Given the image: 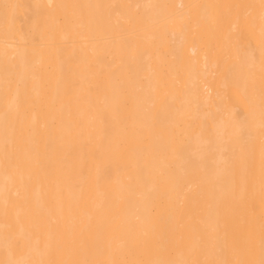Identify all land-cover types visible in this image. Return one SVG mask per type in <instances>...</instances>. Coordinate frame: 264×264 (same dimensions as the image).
Here are the masks:
<instances>
[{
  "label": "bare ground",
  "instance_id": "1",
  "mask_svg": "<svg viewBox=\"0 0 264 264\" xmlns=\"http://www.w3.org/2000/svg\"><path fill=\"white\" fill-rule=\"evenodd\" d=\"M206 1L0 0V264H261L264 2Z\"/></svg>",
  "mask_w": 264,
  "mask_h": 264
},
{
  "label": "rangeland",
  "instance_id": "2",
  "mask_svg": "<svg viewBox=\"0 0 264 264\" xmlns=\"http://www.w3.org/2000/svg\"><path fill=\"white\" fill-rule=\"evenodd\" d=\"M199 1H200V2H199L200 4L198 3L197 5L200 6L201 3L203 2V0H202V1L199 0ZM205 1H206V0H205ZM211 1H213V0H211ZM211 1L209 2V4L212 3ZM215 1H216V0H215ZM218 1H220V0H218ZM218 1H217V3H218ZM223 1L225 2V0H223ZM226 1H227V3H228V0H226ZM229 1H230V0H229ZM235 1H236V0H233V3H234ZM253 1H255V3H257L256 0H253ZM259 1H260V0H259ZM259 1H258V2H259ZM261 1L264 2V0H261ZM261 1H260V2H261ZM206 2H207V1H206ZM236 2H237V3H236ZM236 2H235V6H236V7H235V6H234V7H235V9L237 8V9L239 10L238 7H241L240 5H241L242 3L240 4L241 1H239V3H238V1H236ZM247 2H248V4L246 3V0H245V2H244V3H246L247 6H248V5H252V1H251V0H250V4H249V0H247ZM262 2H261V3H262ZM219 3H220V2H219ZM219 3H218V4H219ZM221 3H223L222 0H221ZM225 3H226V2H225ZM225 3H223L224 6H225ZM253 3H254V2H253ZM261 3H260V4H261ZM203 4H206V3H203ZM203 4H202V5H203ZM228 4H230V6H232V5H231V2L228 3ZM228 4H226V6H227ZM239 4H240V5H239ZM262 4H263V3H262ZM213 5H214V4H213ZM216 5H217V4H215V6H216ZM244 5H245V4H243L242 6H244ZM253 5H254V4H253ZM199 6H198V7H199ZM220 6H221V5H220ZM220 6H216L217 8L215 7L217 10H219V11H218L219 13H220V11L222 10V9H219ZM228 6H229V5H228ZM228 6H227V7H228ZM230 6H229V7H230ZM254 6H255V5H254ZM260 6H261V5H260ZM213 7H214V6H213ZM222 7H223V5H222ZM222 7H221V8H222ZM234 7L232 6L231 8H227V9L229 10V11L227 10L228 13H231L230 10H231L232 8L234 9ZM256 7H257V5L255 6V8H256ZM261 7H264V4H263ZM210 8H211V6H210ZM242 8H243V7H242ZM242 8H241V9H242ZM244 8H245V7H244ZM244 8H243V9H244ZM246 8H247V7H246ZM246 8H245V9H246ZM249 8H250V7H249ZM252 8H253V9H252V10L250 9V10H251L250 12H252V11L255 9L253 6H252ZM258 8H259V7H258ZM211 9H212V8H211ZM211 9H210V11H214V10H216V9H214V8H213V10H211ZM223 9H224V8H223ZM233 9H232V11L235 10V9H234V10H233ZM243 9H242V10H243ZM245 9H244V10H245ZM256 9H257V8H256ZM259 9H261V11H264V9L262 10V8H259ZM217 10L214 11V12L216 13ZM224 11H226V10H223V12H224ZM239 11H241V10H239ZM257 11H258V10H257ZM261 11H260L259 14H261ZM218 12H217V13H218ZM241 12H242V11H241ZM246 12L248 13L247 10H246ZM250 12H249V13H250ZM255 12H256V11H255ZM215 13H214V14H215ZM219 13H218V14H219ZM226 13H227V12H226ZM232 13H233V12H232ZM232 13H231V14H232ZM244 13H245V12H244ZM256 13H258V12H256ZM256 13H255V14H256ZM262 13H264V12H262ZM221 14L224 15V13L221 12L220 15H219V19H220V21L218 20V18H217V19H215V18L212 19L211 24H210V27H209V29L207 30V32H208L209 34H208V33L206 32V30H205V32L209 35L208 37H210V35H211V37H212V34H213L214 32H213V33L211 32V30H212L211 27L214 26V31H215V27H216V26H215V23H217V22L219 23V24L217 23V24L219 25V26H217V27H220V28H216V31H218V32L223 31V32L226 33V29L228 28V27H227L228 25H226V24H228L229 21L226 22V19L224 18V19H225V23H223V20H224V19L222 20V17H223V16L220 18ZM231 14H230V17L232 16ZM259 14H258V15H259ZM215 15H216V14H215ZM226 15H227V14H225V16H226ZM245 15H246V13H245ZM245 15H244V16H245ZM262 15H264V14H262ZM262 15H260V16L262 17ZM217 16H218V15H216V17H217ZM251 16H252V14H251ZM195 17H197V16L195 15ZM214 17H215V16H214ZM245 17H248V16L246 15ZM231 18H232V17H231ZM234 18H235V17H234ZM234 18H232V19L234 20ZM247 19H248V18H247ZM194 20H195V19H194ZM217 20H218V21H217ZM228 20H229V18H228ZM262 20H263V18H262ZM196 21H197V20H196ZM234 22H235V21H233V23H234ZM193 23H197V22L192 21V24H193ZM220 24H222V25H220ZM193 25H194V24H193ZM190 26H191V24H190ZM194 26H195V25H194ZM194 26H193V27H194ZM197 26H198V24L196 25V27H197ZM222 26H223V29H224V30L222 29ZM225 26H226L227 28H226ZM230 27H231V25H230ZM230 27H229V28H230ZM194 28H195V27H194ZM198 28H199V26H198ZM212 28H213V27H212ZM191 29H192V28H191ZM199 29H200V32H201L202 29H201V28H199ZM217 29H219V30H217ZM220 29H222V30H220ZM209 30H210V32H209ZM186 31H189V29H187ZM227 31H228V30H227ZM192 32H196V30L194 29V31H193V29H192ZM192 32L189 31V32H187V34L184 33V32H182V35H183V34H186V36H187V35H189L190 33L192 34ZM200 32H199V33H200ZM205 32L202 30L203 35L199 34V35H201V36H200V39H198V38H199V37H198V38H196V39H197V42H196V41H193L194 43L196 42V43H197V46H199V47H200V42H201V41L199 42L198 40H203V42H204V40H206V42H207V39H201V37H203V36L206 35ZM188 33H189V34H188ZM197 33H198V32H197ZM228 33H229V31H228ZM228 33H226V34H228ZM232 33H234V31L231 32V29H230V34H232ZM248 33H249V32H248ZM215 34H216V36L218 35V36H217V41L219 40V41L221 42V47H222V43H223V44H225L226 42L228 43L229 40H231L230 42H232V41H237V42H238V36L235 35V33L231 35V36L235 35V38H233L234 36H233L232 38H231V37L229 38L228 36H226V37L224 36L225 38H222V37H220V36H221L220 34H223V33H220V34L218 33V34H217V32H215ZM215 34H213V35H215ZM230 34H229V35H230ZM253 34L256 36V33H253ZM253 34H252V35H253ZM172 35L174 36L173 33H172ZM195 35H196V34H195ZM195 35L190 36V38H191V37L194 38ZM247 35H249V36H247V37H249L250 39H253V38L255 39L254 35H253V37L251 36V32H250V34H247ZM173 36H172V37H173ZM179 36L181 37V34H179ZM222 36H223V35H222ZM180 37H179V38H180ZM183 37H184V35H183ZM188 37H189V36H188ZM188 37H186V38L190 41V39H189ZM206 37H207V35L205 36V38H206ZM208 37H207V38H208ZM218 37H220V38H218ZM227 37H228V38H227ZM247 37H246V38H247ZM193 38H191V40H192ZM203 38H204V37H203ZM214 38L216 39V37H214ZM214 38H213V39L211 38L212 40L209 38L210 41H211L212 43H214V42L216 41ZM249 38H248V39H249ZM174 39H176V36H175V38H172V44H173V40H174ZM180 39H184V38H180ZM196 39H193V40H196ZM250 39H249V41L252 43L253 41H251ZM254 39H253V40H254ZM178 40H179V39H178V37H177V41H176V42H179ZM184 40H185V39H184ZM188 40H187V41H188ZM214 40H215V41H214ZM185 41H186V40H185ZM213 41H214V42H213ZM219 41H218V42H219ZM247 41H248V40H247ZM256 41H259V40H257V37H256ZM208 42H209V41H208ZM208 42H207V43H208ZM218 42H217V44H216V42H215V43H214V46L212 45L213 48L216 47V45H217L216 48H217V49L219 48V46H220V42H219V44H218ZM230 42H229V43H230ZM259 42H261V41H259ZM186 43H187V42H186ZM188 43H189V44H187V45L189 46L190 43H192V42L190 41V42H188ZM207 43H206V44H207ZM212 43L209 42L208 44L211 45ZM227 43H226L225 45H228V47H229V44H227ZM253 43H254V42H253ZM257 43H258V42H257ZM198 44H199V45H198ZM202 44H203V43H202ZM204 44H205V42H204ZM204 44H203L202 46H205V45H206V44H205V45H204ZM215 44H216V45H215ZM258 44H259V43H258ZM262 44H263V43H262ZM262 44H261V45H262ZM174 45H175V44H174ZM218 45H219V46H218ZM233 45H234V42L232 43V46H233ZM254 45H255V43H254ZM256 45H257V44H256ZM171 46H172V45H171ZM202 46H201V47H202ZM206 46H207V45H206ZM234 46H235V45H234ZM257 46H258V45H257ZM199 47H196V48L199 49ZM201 47H200V50H201L202 48H203V49H206V48H207V47H205V48H204V47L201 48ZM210 47H211V46H210ZM221 47H220V48H221ZM235 47H237V46H235ZM260 47H261V46H260ZM224 48H225V47H224ZM172 49H173V47H172ZM172 49H171V50H172ZM222 49H223V48H222ZM227 49H228V48H227ZM231 49H233L232 51H234L236 48L233 47V48H231ZM208 50H209V46H208ZM208 50H207V52H208ZM211 50H213V49L211 48ZM211 50H209V51H211ZM214 50H215V48H214ZM214 50H213L212 53H213V56L215 57L214 59L216 60V58H217L218 55H217V56L214 55V54H215V53H214ZM236 50H238V47H237ZM198 51H199V50H198ZM198 51H197V53H198ZM217 51H218V50H217ZM217 51H216V52H217ZM219 51H221V50H219ZM219 51H218V52H219ZM227 51H228V50H227ZM200 52H201L202 54H201ZM203 52H204V51H203ZM203 52H202V50L199 51V53L202 55V59H203V57H207V56H203L204 54H208V53H206V52H205V53H203ZM218 52H217V53H218ZM223 52H224V51H223ZM230 52H231V51H230ZM236 52H237V51H236ZM236 52H235V53H236ZM171 53H172V52H171ZM188 53H190V52H188ZM197 53H196V54H197ZM212 53L209 54L210 56L208 55L209 57L206 58V60H205V58H204V60H205V64H206L208 61H210V60H209L210 58L213 59V56L211 55ZM235 53L233 52V55H234V56H233V57H234L233 60H234V59L236 60ZM192 54H193V53H192ZM220 54L222 55V51H221ZM223 54L225 55V53H223ZM227 54H229V53H227ZM231 54H232V53H230V55H231ZM171 55H172V54H171ZM171 55H170V56H171ZM175 55H176V54H175ZM197 55H198V54H197ZM221 55H219V56H221ZM230 55H229V56H230ZM219 56H218V58H219ZM222 56H223V55H222ZM227 56H228V55H227ZM227 56L225 55V57H227ZM171 57H173L174 59L172 58L173 61L170 59L169 62H171V61L174 62V60H175V58H176V56H174V52H173V56H171ZM177 57H180V56H177ZM197 57H198V56H197ZM199 57H200V55H199ZM230 57H232V56H230ZM223 58H224V56H223ZM227 58H228V57H227ZM178 59H179V58H178ZM180 59L183 60L182 58H180ZM212 59H211V60H212ZM225 59H226V58H225ZM225 59H222V57H221L220 60L217 59V60H216V64H218V63H217L218 61H219L220 64H221V61H222V60H223V62L226 61ZM230 59H231V58H230ZM199 60L201 61L200 58H199ZM204 60H203V61H204ZM228 60H229V58H228ZM228 60H227V61H228ZM175 61H176V63L179 62V60H178V61L175 60ZM183 61H184V60H183ZM203 61H202V62H203ZM206 61H207V62H206ZM227 61H226V62H227ZM230 61L232 62V59H231ZM169 62H168L167 65H168L169 68H170V66H171L173 63H170V65H169ZM223 62H222V64H223ZM233 62H234V61H233ZM233 62H232V63H233ZM176 63H175V65H176ZM182 63H183V62H182ZM186 63H187V60H186ZM186 63H185V64H186ZM235 63L237 64V62H235ZM178 64H181V63L179 62V63H177V65H178ZM201 64H202V63H201ZM222 64H221L222 67L226 66V65H222ZM229 64H230V63H227V65H229ZM233 64H234V63H233ZM236 64H235V65H236ZM164 65H165V64H164ZM175 65H174V66H175ZM177 65H176L175 67H178V71H179V68L184 67V68H182V70H184V71L186 72V71L188 70L187 68L189 67V66L185 67V65H183V64H182V67H181V66H177ZM203 65H204V63H203ZM172 66H173V65H172ZM174 66H173V67H174ZM219 66H220V65H219ZM219 66L217 65L216 67H219ZM229 66H230V65H229ZM231 66H232V65H231ZM163 67H164V66H163ZM222 67H221V68H220V67L217 68V69H219V70H217L216 72L220 71V69H221L222 71L219 72V73H223V72H224L223 69H225V68H222ZM226 67H227V66H226ZM236 67H237V66H236ZM185 68H186V69H185ZM230 68H231V67H229V69H230ZM172 69H173V68H172ZM172 69H169V71L171 72ZM189 69H190V68H189ZM226 69H227V68H226ZM229 69H227V71H228ZM176 70H177V68H175V70H173V71L175 72ZM182 70L180 69L179 73L176 72L175 74L178 73L179 75H177V76H180L181 72L185 73V72L182 71ZM173 71H172V72H173ZM225 71H226V70H225ZM233 71H234V68H233L232 72H233ZM238 71H239L238 73H240V70H239V69H238ZM174 72H173V73H174ZM216 72H215V73H216ZM230 72H231V71H230ZM173 73H170V75L173 74ZM186 73H187V72H186ZM224 73H226V72H224ZM234 73H235V71H234ZM175 74H174V75H175ZM187 74H189V77H190L191 72H190V73L188 72ZM187 74H186V75H187ZM228 74H229V73H228ZM228 74H227V75H228ZM230 74H232V73H230ZM235 74H236V73H235ZM174 75H173L172 77H170V78H172V79L174 78V79H175L174 81H176V79H177L178 77L175 75V76L177 77V78H175ZM214 75H215V74H214ZM216 75H217V76H216ZM216 75H215V76L217 77L218 80H219V79H220V80H221V79H224V78H220V75H219V74H216ZM218 75H219V78H218ZM223 75L225 76V74H223ZM227 75H226V76H227ZM239 75H241V74H239ZM239 75H238V77H239ZM242 75H243V74H242ZM242 75H241V77H242ZM249 75H250V74H249ZM182 76H183V75L181 74V79L178 78V80H179V85H178V86H177V84H176V83L178 82V80H177V82L174 83V84H176V87H177L179 90L176 89L175 86H173V85L171 84V89H172V88H174V90L176 89V90H175L176 92H172V93H173L172 96L175 95L174 93H176V95H177V94L180 95L179 93H177L178 91H181V90H182L181 88L183 87V86H182V87L180 86V83H181V81H182L183 79L186 81V79L183 78ZM187 76H188V75H187ZM228 76H229V75H228ZM232 76L235 77L236 75H233V74H232L231 77H228V78H225V79H229V78L234 79ZM244 76H245V79L248 78L247 75L244 74ZM244 76H243V77H244ZM184 77H186V76H184ZM189 77H186V78H189ZM222 77H223V76H222ZM253 77H254V76H253ZM260 77H261V76H260ZM235 78H236V80H237V76H236ZM249 78H250V76H249ZM263 78H264V77H263ZM172 79H171V81H172ZM214 79H215V78H214ZM214 79L211 80V81H212L211 84H208V83H210V82L207 83V81H205V82H206V85H208V86L210 85L209 88H211V87H212V88H214V87L216 88V86L219 84V83L217 84L218 81H217V80L214 81ZM232 79H230V80H232ZM240 79H241V78H240ZM240 79H239V80H240ZM245 79H243V80H245ZM250 79H251V78H250ZM255 79H256V82H258L257 79H259V77H258V78L255 77ZM255 79H254V80H255ZM260 79H261V78H260ZM180 80H181V81H180ZM187 80H188V79H187ZM220 80H219V82H221ZM239 80H238V81H239ZM174 81H173V82H174ZM185 81L182 83L183 85H184ZM246 81H247V80H246ZM246 81H244V82L247 83L248 81H247V82H246ZM259 81H260V80H259ZM173 82H172V83H173ZM214 82H215L216 84H213ZM229 82H230V84H232L233 88L235 89V91H234L233 89H231V91H233V95H235L233 99L236 101V99L239 100L240 98H242L243 95H244V94H242V93H243V90H242V93H241V91L238 90V88H240V86H241L242 84H240V86H239V84H237V83H238L237 81H236L234 84L231 83V81H229ZM232 82H233V81H232ZM242 82H243V81H242ZM242 82H241V83H242ZM199 83H200V82H199ZM199 83H198V84H199ZM201 83H202V82H201ZM201 83H200V84H201ZM182 84H181V85H182ZM185 84H186V83H185ZM202 84H204V83H202ZM212 84L214 85V87L212 86ZM254 84H256V83H254ZM215 85H216V86H215ZM235 85H236V86H235ZM256 85H257L258 88H259L260 85H262V84H259V85L256 84ZM256 85H255V86H256ZM184 86H185V85H184ZM230 86H231V85H230ZM232 86H231V88H232ZM237 86H239V87L237 88ZM263 86H264V85H263ZM263 86H261V87H263ZM201 88H202V87H201ZM215 88H214V89H215ZM180 89H181V90H180ZM183 89H184V88H183ZM214 89H213V90H214ZM256 89H257V88H256ZM256 89H254V90H256ZM259 89H260V88H259ZM259 89H258V90H259ZM263 89H264V88H262V90H263ZM172 90H173V89H172ZM174 90H173V91H174ZM177 90H178V91H177ZM201 90H203V89H201ZM205 90H206V86H205ZM205 90H204V91H205ZM229 90H230V89H229ZM236 90H237L240 94L237 93ZM258 90L255 91V94L258 93L257 95H260L262 91H261V92H260V91L257 92ZM182 91H183V90H182ZM206 91H207V90H206ZM231 91H230V92H231ZM213 92H215V90H214ZM180 93H181V95L183 94L182 92H180ZM228 93H229V92H227V94H228ZM236 93H237L239 96H237ZM248 93H250V92H248ZM252 93H253V92H252ZM259 93H260V94H259ZM227 94H226V97H227ZM241 94H242V96H240ZM246 94H247V93H246ZM246 94H245V96H246ZM250 94H251V93H250ZM250 94H247V95H248V96H251ZM255 94L253 93V95H255ZM262 94H263V93H262ZM178 95H177V96H178ZM181 95H180L178 98H177V96H175L174 99H173V101H176V103L178 102V104H179V101H180ZM230 95H231V98H232V94H231V93H230ZM218 96H220V94H219ZM228 96H229V94H228ZM245 96H244L243 98H245ZM260 96H261V95H260ZM221 97H223V96H220V98H219L220 100L222 99ZM224 97H225V95H224ZM235 97H237V98H235ZM239 97H240V98H239ZM246 97H247V96H246ZM253 97H254V96H252V98H253ZM255 97H256V96H255ZM263 97H264V96H263ZM229 98H230V97H229ZM238 98H239V99H238ZM252 98H251V101L254 99V98H253V99H252ZM257 98H258V97H257ZM257 98H256V99H257ZM223 99H224V98H223ZM225 99H226V98H225ZM233 99H232V100H233ZM247 99H248V98H247ZM258 99H259V98H258ZM258 99H257V101H256V100H255V101L258 102ZM229 100H230V99H229ZM232 100H231V101H232ZM260 100H261V99H260ZM262 100H264V99H262ZM222 101H223V100H222ZM231 101H230V102H231ZM243 101H244V102H243ZM243 101H240V100H239V102H241V103H239V102H237V103L234 102V103L237 104L236 107H240V106H244V105L246 106V105H247V101H249V100L246 101V98H245V99H243ZM255 101H253L252 104H253ZM225 102H226V101H225ZM225 102H224V104H225ZM232 102H233V101H232ZM232 102H231V104H232ZM249 102H250V101H249ZM262 102H263V101H261V103H262ZM218 103H219V101H218ZM243 103H244V105H242ZM259 103H260V102H259ZM259 103H257V104H259ZM261 103H260V104H261ZM191 104H192V103H191ZM194 104H196V103H193L192 105H194ZM222 104H223V103H222ZM228 104H229V103H228ZM228 104H227V105H228ZM231 104H230V106H233V105H231ZM238 104H240V105L238 106ZM192 105H191V106L188 105L187 107H192V108H196V109H197V107H198L197 104L194 105V106H196V107H193ZM219 105H220V109H221V104H219ZM219 105H218V107H219ZM234 105H235V104H234ZM253 105H254V104H253ZM228 106H229V105H228ZM230 106H229V107H230ZM247 106H251V105H247ZM173 107H175V106H173ZM263 107H264V104H263ZM263 107H262V108H263ZM222 108H223V107H222ZM225 108H226V107H225ZM227 108H228V107H227ZM196 109H194V110L197 111ZM223 109H224V108H223ZM223 109H222V110H223ZM192 110H193V109H192ZM194 110H193V111H194ZM218 110H219V109H218ZM263 110H264V109H263ZM193 111H192V113L195 112V111H194V112H193ZM225 111H227V110H224V112H225ZM188 112H190V110H188V109L185 110V113H186V114H187ZM219 112H221V111L219 110ZM192 113H191V112L188 113V114H189L188 116H190V114H192ZM217 113H218V111H217ZM186 114H184V115H185V116H184V121H187V122H188V120L191 121V119H189L190 117H188ZM194 114H196V112H195ZM194 114H193V115H194ZM218 115H221V113H220V114L218 113ZM186 116L188 117V120L186 119V118H187ZM194 116L198 117L197 115H194ZM192 119H193V118H192ZM195 119H196V121L198 120L197 118H195ZM199 120H200V119H199ZM199 120H198V121H199ZM184 121H183V123H182V121L179 122V125L181 124L180 126H182V124H184L183 126H185ZM192 121H193V120H192ZM198 121H197V122H198ZM200 122H201V120H200ZM189 124H190V122H189ZM189 124H187V127H188ZM198 124H199V123H198ZM200 124H201V123H200ZM200 124H199V125H200ZM179 125H178V127H179ZM193 125H197V123L194 122ZM193 125H192V126H193ZM190 126H191V124L189 125V127H190ZM192 126H191V127H192ZM187 127H186V128H187ZM194 127L196 128L197 126H194ZM192 128H193V127H192ZM197 128H198V127H197ZM179 129L182 130V127H179ZM190 129H191V128H190ZM183 130H184V127H183ZM186 130L188 131L189 129H186ZM182 132H183V131H181V136H183L182 134L184 133V132H183V133H182ZM184 134H185V133H184ZM251 173H252V172H250L249 174H251ZM251 176L254 177L253 175H251ZM249 180L251 181L250 178H249ZM253 180L255 181L256 178H253ZM253 180H252V182H253ZM256 181H257V180H256ZM256 181H255L254 185L256 184ZM249 184H251V182H250ZM257 184H259V189H260V188H261L260 186H262V185H261L260 183H258V181H257ZM254 185H253V186H254ZM249 186H250V185H249ZM250 187H252V184H251ZM254 187L256 188V185H255ZM254 187H253V188H254ZM263 188H264V186H263ZM250 190H251V189H250ZM262 190L264 191V189H262ZM263 191H261V192H260V190L258 191V194H259L261 197H260L259 195L256 194V195H257L258 197H260L261 199H262V195L264 194V193L262 194ZM254 192H256V191L254 190ZM259 192H260V193H259ZM250 193H251V191H250ZM250 193H248V194L250 195ZM253 195H255V194H253ZM263 196H264V195H263ZM249 197L251 198V197H253V196H249ZM252 199H253V198H252ZM252 199H251V200H252ZM254 199H255V198H254ZM254 199H253V200H254ZM261 199H260L259 201L256 200V199H255V200L258 201V202L260 203ZM253 200H252V202H253ZM256 201H254L253 204H254ZM261 202H262V201H261ZM256 204L258 205V203H256ZM261 204H262V203H261ZM261 204H260V205H261ZM260 205H258V208H257V209H259V208L261 207ZM259 206H260V207H259ZM255 209H256V207H255ZM257 209H256V213L259 212V211H257ZM261 209H262V208H261ZM259 210H260V209H259ZM261 212H262V211H261ZM259 214H260V213H258L257 215H259ZM263 214H264V213H263ZM260 215H261V214H260ZM260 215H259V216H260ZM260 217L262 218L263 215L260 216Z\"/></svg>",
  "mask_w": 264,
  "mask_h": 264
},
{
  "label": "snow or ice",
  "instance_id": "3",
  "mask_svg": "<svg viewBox=\"0 0 264 264\" xmlns=\"http://www.w3.org/2000/svg\"><path fill=\"white\" fill-rule=\"evenodd\" d=\"M261 264H264V260L261 261Z\"/></svg>",
  "mask_w": 264,
  "mask_h": 264
}]
</instances>
